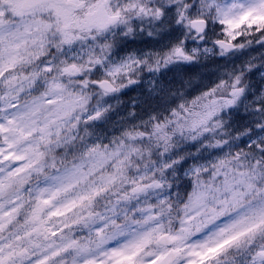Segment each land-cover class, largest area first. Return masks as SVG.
I'll list each match as a JSON object with an SVG mask.
<instances>
[{
  "label": "snow or ice",
  "instance_id": "snow-or-ice-1",
  "mask_svg": "<svg viewBox=\"0 0 264 264\" xmlns=\"http://www.w3.org/2000/svg\"><path fill=\"white\" fill-rule=\"evenodd\" d=\"M0 264H264V0H0Z\"/></svg>",
  "mask_w": 264,
  "mask_h": 264
}]
</instances>
